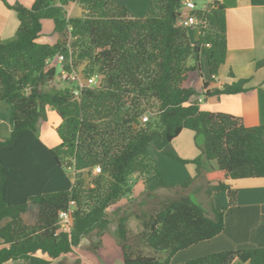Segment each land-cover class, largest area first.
Instances as JSON below:
<instances>
[{"label": "trees", "instance_id": "trees-1", "mask_svg": "<svg viewBox=\"0 0 264 264\" xmlns=\"http://www.w3.org/2000/svg\"><path fill=\"white\" fill-rule=\"evenodd\" d=\"M2 1L18 25L14 39L0 38V100L9 106L12 128L9 138L0 139V264H76L80 253L104 251L124 264H172L177 252L220 234L237 196L227 181L264 177V124L245 126L239 116L201 108L200 93L187 83L190 72L201 74L206 65L216 76L225 62L222 2L190 11L198 28L192 41L191 26L177 24L187 12L184 0H149L143 16L111 0H34L29 7ZM69 1L80 7V16H67ZM46 19L61 35L54 43L38 40ZM59 52L66 70L95 75L97 83L77 92L74 82L51 85L60 73L47 60ZM248 81L213 88L203 81V98L244 92ZM47 107L60 118L55 146L38 134ZM183 129L194 132L198 156L165 154L194 164L195 175L167 181L150 147L164 152ZM132 176L143 184L138 196H131ZM219 192H226L229 206L215 204ZM199 194L208 207L191 198ZM30 207L31 224L25 219ZM65 210L70 220L62 228L58 215ZM236 260L264 264V246L177 264Z\"/></svg>", "mask_w": 264, "mask_h": 264}, {"label": "crops", "instance_id": "crops-1", "mask_svg": "<svg viewBox=\"0 0 264 264\" xmlns=\"http://www.w3.org/2000/svg\"><path fill=\"white\" fill-rule=\"evenodd\" d=\"M8 3L16 1L29 7L34 0H6ZM114 3L125 5L137 16H143L149 0H111ZM212 0H207L205 3ZM225 8L226 16V42L227 53L225 62L220 66L218 74L212 76L205 65L201 74V84L189 83L199 93L200 106L203 109L230 113L242 118L245 126L264 124V0H220ZM60 4V0L55 1ZM204 4V3H203ZM67 16H80L82 10L73 1L64 6ZM48 20V19H46ZM42 21V27L43 22ZM18 20L15 12L7 8L0 0V38L10 41L15 37ZM42 33V31H41ZM198 30L191 40H195ZM53 41L61 39V35L55 33ZM42 41L40 37L38 39ZM51 42V43H54ZM50 43V42H47ZM230 72L233 73L231 76ZM239 78H248L247 90L237 94L212 95L203 98V81L209 82L208 88L219 87L224 83H231ZM60 118L51 107L46 109V120H40L37 124L39 137L48 145L55 146L59 143L55 127ZM10 110L5 101L0 100V139H7L11 135ZM183 129L166 147L168 153L177 155L182 159H193L198 156L199 150L194 143V132ZM188 132V133H186ZM186 139V140H185ZM171 146H174L172 149ZM154 156L163 154L154 148ZM165 149H163L164 151ZM165 155V154H164ZM160 156V155H159ZM162 157V156H161ZM173 169L183 170L184 179L195 175L196 167L192 163H182L172 159ZM174 166V167H173ZM169 181H179L172 178ZM134 182V181H133ZM227 183L237 190L236 201L228 208L226 226L224 230L214 238L189 247L185 256L171 258L172 264L183 262L198 255L222 250H239L264 246V177L239 178L228 180ZM143 185L137 180L135 185ZM131 196H133L131 194ZM215 204L219 207L229 206L226 192L217 193ZM35 209L30 207L25 213L27 223H33ZM202 251V252H201ZM76 264H116L122 262L119 256L110 258L108 254L101 252L98 255L78 254ZM3 264H28L27 261L8 260ZM68 264H72L69 262ZM235 264H248L236 260Z\"/></svg>", "mask_w": 264, "mask_h": 264}, {"label": "rangeland", "instance_id": "rangeland-1", "mask_svg": "<svg viewBox=\"0 0 264 264\" xmlns=\"http://www.w3.org/2000/svg\"><path fill=\"white\" fill-rule=\"evenodd\" d=\"M195 3H196V5L197 6H202L203 5V3H205L207 0H193ZM183 9H185V7L183 6ZM132 12V11H131ZM133 13V12H132ZM135 16H137L135 13H133ZM145 14V13H144ZM198 30V28H197V25H193V26H191L190 28H189V35L191 36V38H193V36H194V34L196 33V31ZM55 34V32H54V24H53V22H52V20H45L44 22H43V27H42V33H41V36H40V40H42V41H45V40H47V42H54L53 41V35ZM194 41V40H193ZM53 63H55V66H56V70H57V74L58 73H60V65H59V63H57V62H53ZM79 74L81 75V72H80V70H79ZM200 72L199 71H195V72H190L189 73V76H188V84L189 83H197L198 84V88L200 87V84H201V80H200ZM69 82L68 81H65V80H63L62 79V77H60V76H58V78L57 79H55L53 82H51L50 84L51 85H59V86H62V85H66V84H68ZM187 131H190V130H187ZM186 133H188V132H186ZM186 140V139H185ZM155 147H150V155L153 157V159H154V162H155V164L157 165V167L160 169V171L163 173V175H164V177H165V179L167 180V181H169V180H171L172 178H177L179 181H183V180H185L184 179V176H185V174L183 173V170H178V167L176 168V169H173L172 168V165H171V161H172V158L171 157H169L168 155H166L165 154V152L166 153H168V151H169V149H168V151H167V147L165 146L164 147V152H163V154L162 153H160L159 155H157V156H154V150L152 151V149H154ZM171 148L173 149L174 148V146H171ZM165 154V155H164ZM162 156V157H161ZM174 167V166H173ZM69 173H70V176L72 177V178H74V177H76V176H78V173H75L74 171H72V170H70L69 171ZM87 180H88V178H87ZM137 177L136 176H132L131 177V184H132V195L133 196H138V195H140V193L142 192V190H143V185H141L140 184V186H138V185H135V187H134V183L136 184V182H137ZM134 181V182H133ZM142 182V181H141ZM169 191H167V190H160V191H158V193L161 195V193L162 194H166V193H168ZM220 193V192H219ZM169 194H171V192H169ZM215 196H216V194L213 196V200H214V202H215ZM191 198L192 199H194V200H196L197 202H200V203H202L204 206H206V207H208V198L207 197H205V195H203V194H199L197 197H195V196H192L191 195ZM125 199L126 198H123V199H121L120 200V202L119 203H122V201H125ZM107 212L109 213V214H111V212H110V209H108L107 210ZM135 226H136V223L134 222V221H131V227L132 228H135ZM111 230L112 229H114V224L112 223L111 224ZM94 238V237H93ZM188 249V248H187ZM187 249H185L186 251H188ZM185 250H181V251H179L174 257H176L175 259H177V258H179L180 256H185V254H186V251ZM202 252V251H201ZM217 252V251H216ZM210 253H212V252H210ZM206 254H208V253H206ZM203 255H205V254H203ZM198 256H201V255H198ZM197 257V256H196ZM116 264H119V263H116ZM120 264H124L123 262H120Z\"/></svg>", "mask_w": 264, "mask_h": 264}, {"label": "built area", "instance_id": "built-area-1", "mask_svg": "<svg viewBox=\"0 0 264 264\" xmlns=\"http://www.w3.org/2000/svg\"><path fill=\"white\" fill-rule=\"evenodd\" d=\"M184 7L187 10V12L178 19L177 24L180 26L190 27L193 25H197V19L193 14L190 13V11L194 8H196V4L193 0H184ZM65 55L62 52L57 53L53 58L48 59V62H57L60 65V77H62L65 81L74 82L76 84V88H74V92H77L78 89H81L86 86L95 85L97 83V76L92 75L88 78H83L79 72L75 70L68 71L66 70L64 65ZM148 118L147 115L142 116L141 120L146 121ZM100 167H95L94 172H99ZM59 223L62 228H67L69 220H70V211L65 210L59 212Z\"/></svg>", "mask_w": 264, "mask_h": 264}, {"label": "clouds", "instance_id": "clouds-1", "mask_svg": "<svg viewBox=\"0 0 264 264\" xmlns=\"http://www.w3.org/2000/svg\"><path fill=\"white\" fill-rule=\"evenodd\" d=\"M69 82V81H68Z\"/></svg>", "mask_w": 264, "mask_h": 264}]
</instances>
